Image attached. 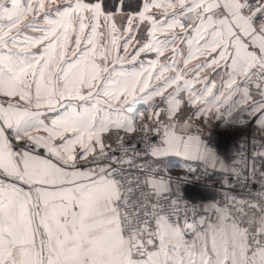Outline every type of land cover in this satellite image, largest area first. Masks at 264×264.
Returning <instances> with one entry per match:
<instances>
[{
	"label": "snow or ice",
	"instance_id": "6c2138e0",
	"mask_svg": "<svg viewBox=\"0 0 264 264\" xmlns=\"http://www.w3.org/2000/svg\"><path fill=\"white\" fill-rule=\"evenodd\" d=\"M0 264H264V0H0Z\"/></svg>",
	"mask_w": 264,
	"mask_h": 264
},
{
	"label": "built area",
	"instance_id": "2783aa9c",
	"mask_svg": "<svg viewBox=\"0 0 264 264\" xmlns=\"http://www.w3.org/2000/svg\"><path fill=\"white\" fill-rule=\"evenodd\" d=\"M250 131L251 129L248 128L240 135L227 138L217 125L212 123L206 126L207 139L210 142V146L228 162L231 161L245 139H250ZM181 163L182 160L179 157L167 158V164L173 174L181 171ZM223 178V171L210 170L209 168L205 170L203 167H198L197 171L188 172L185 175V178L178 185V193L184 201L190 204L211 202L219 198Z\"/></svg>",
	"mask_w": 264,
	"mask_h": 264
},
{
	"label": "crops",
	"instance_id": "0c3cea01",
	"mask_svg": "<svg viewBox=\"0 0 264 264\" xmlns=\"http://www.w3.org/2000/svg\"><path fill=\"white\" fill-rule=\"evenodd\" d=\"M211 122L212 123H214L215 125H218L219 127H222V129H224V130H228V129H235V128H243L244 130L245 129H248V128H246L244 125H241V124H239V123H236V122H232V123H224V122H222V121H220V120H217V119H213V120H211ZM210 122V123H211ZM209 123V124H210ZM242 133V132H241ZM237 134V133H236ZM217 153V155H218V157L222 160V161H224L225 163H227L228 161L220 154V153H218V152H216ZM170 157H177V156H170ZM180 158V157H179ZM211 169H213V170H216V171H223V170H221V169H219V168H211Z\"/></svg>",
	"mask_w": 264,
	"mask_h": 264
},
{
	"label": "rangeland",
	"instance_id": "374dc122",
	"mask_svg": "<svg viewBox=\"0 0 264 264\" xmlns=\"http://www.w3.org/2000/svg\"><path fill=\"white\" fill-rule=\"evenodd\" d=\"M211 124H212V122H211ZM214 124V123H213ZM217 127H219L218 125H217ZM220 128V130L222 131V133L228 138L229 136L231 137V138H233V137H235V136H237V135H240V134H242V133H244L247 129H242L241 130V128L239 129V128H235V129H228V130H224V129H222V127H219ZM241 130V131H240ZM242 132V133H241ZM237 133V134H236ZM222 141H224L223 139H222ZM210 170H213V169H211V168H209Z\"/></svg>",
	"mask_w": 264,
	"mask_h": 264
},
{
	"label": "trees",
	"instance_id": "16d2710c",
	"mask_svg": "<svg viewBox=\"0 0 264 264\" xmlns=\"http://www.w3.org/2000/svg\"><path fill=\"white\" fill-rule=\"evenodd\" d=\"M210 124H211V123H210ZM242 129H243V128H241V130H242ZM241 130H240V131H241Z\"/></svg>",
	"mask_w": 264,
	"mask_h": 264
}]
</instances>
